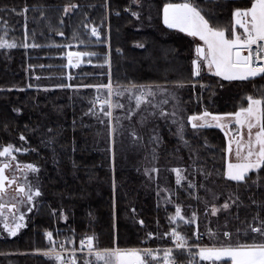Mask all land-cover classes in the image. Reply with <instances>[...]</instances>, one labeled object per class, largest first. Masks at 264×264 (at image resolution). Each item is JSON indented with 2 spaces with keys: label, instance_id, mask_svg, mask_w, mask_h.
<instances>
[{
  "label": "trees",
  "instance_id": "obj_1",
  "mask_svg": "<svg viewBox=\"0 0 264 264\" xmlns=\"http://www.w3.org/2000/svg\"><path fill=\"white\" fill-rule=\"evenodd\" d=\"M145 2L142 17L151 23L148 29L133 27L136 18L131 13L136 6L132 0H0V36L15 45L0 48V148L12 144L26 149L15 153L16 162L37 165L41 187L20 234L3 236L0 225V264H52L48 257L34 253L50 246L46 230L53 233L57 248L63 238L69 250L77 249L86 235L94 236L97 248L171 247L170 235L163 233L176 225L168 219L175 204L192 203L203 214V205L211 202L202 199L209 200L207 191L213 187L236 201L216 220L218 226L231 233L230 238L239 239L237 244L264 240V235L250 231L264 220V171H250L247 182L225 178L227 141L220 128L193 129L187 124L178 136L177 120L157 117L154 103L138 108L134 97L122 101L121 96L114 97L113 104L123 107H113L111 118L119 120L117 133H127V138L125 148L112 157L109 117L93 106L97 97L106 98L107 90L97 91L95 85L111 80L114 86L168 87L178 93L183 119L204 111L235 112L247 107L248 95L264 96V74L231 81L201 72L193 77L196 42L181 34L173 36L172 30L162 26V6L169 0ZM198 3L213 25L227 26L230 35L231 10L248 6L249 0ZM66 4L78 7L63 15ZM93 25L101 33L99 40L91 33ZM69 52L99 55L82 56L81 63L69 67ZM176 81L183 86L177 87ZM139 143L144 146L147 167L166 171L185 165L196 187L190 189L187 182L176 186L173 204L164 203L163 194L152 192L150 185L144 190L142 167L133 154ZM202 220L197 236L194 224L180 221L177 226L194 251L196 244L204 242L201 232L215 229ZM150 232L156 235L146 238ZM173 255L184 262L191 259L186 249L173 250ZM75 256L76 264L90 259L96 264L85 253Z\"/></svg>",
  "mask_w": 264,
  "mask_h": 264
},
{
  "label": "snow or ice",
  "instance_id": "obj_2",
  "mask_svg": "<svg viewBox=\"0 0 264 264\" xmlns=\"http://www.w3.org/2000/svg\"><path fill=\"white\" fill-rule=\"evenodd\" d=\"M107 2V0H106ZM141 0H136L137 4H140ZM78 5L66 4L64 5L63 15L70 14ZM15 11V9H13ZM24 11H27L25 7ZM133 16L139 18V12L133 11ZM43 15V13H41ZM162 20L163 24L169 29H178L183 33H187L191 37H198L202 43H196L195 53L196 56L191 60L192 76L198 77L202 66H207L209 72H215L217 76L223 77L229 81L235 79H248L249 77H255L258 74H264V63H255V61H264V0H249V4L246 7H234L231 10V26L230 35L227 34L229 29L227 26H215L211 22V19L207 16L206 11L198 3V0H182L179 3L165 2L162 6ZM63 21L61 20V23ZM237 26L243 29V33L237 31ZM87 27V25H85ZM91 33L93 36L100 39L101 33L96 26L91 27ZM64 35L63 32L59 33ZM257 45L255 57L253 59L252 46ZM14 43L6 40L3 36H0V48L2 47H14ZM27 47V45H25ZM141 48L143 44H139ZM247 49L248 55H243V51ZM69 65L73 64V57H75V63H81L82 56H98V53H83V52H69L68 54ZM91 63V60L88 61ZM105 63H109L107 60ZM177 87H182V81L175 82ZM63 87V85H60ZM68 87H73L68 85ZM81 87H87L81 85ZM97 91L107 90V96L101 100L96 98V102L99 103L100 109L103 115L109 117V134L112 136L113 144L115 143V135L118 131L117 124L119 120H113L112 109L113 107L122 108L121 104H113V98L118 96H124L125 93L135 98L137 107L139 108L143 103L148 102V98L156 94V89L160 88L159 85H136L129 84L127 87L120 85H113L111 80L105 85H95ZM167 92V89H160ZM107 105L108 110L104 111V107ZM93 111L92 108L89 109ZM172 116H176V112L172 113ZM234 119L235 124L240 128L235 132V136H239L240 139L236 141L235 159H228L223 170V176L231 181L247 182V174L250 170H262L264 171V96L254 97L253 95L247 96V107H240L235 112L226 113H211L204 111L199 114H193L187 117L188 122L191 123L193 129H199L207 126L210 122H215V125L219 128H224L225 124L222 121L231 122ZM201 121L203 123H201ZM177 122V121H174ZM104 123V121H101ZM178 128L181 136L184 132V125L182 120L179 122ZM247 128V136L243 135L240 129ZM227 135V132L225 133ZM132 136L136 137L137 133L132 132ZM21 139H24L21 134ZM232 139L229 140V153L232 152L231 148ZM27 151L26 149L16 148L12 144H7L0 148V157L5 160H16L15 153ZM10 167V163L0 162V193H3L7 185L16 183L18 185V196L15 198V202L0 203V225H2L3 231L7 232L10 236H15L21 228L26 227L25 213L20 211V206H27L29 204L35 207V199L41 195V189L39 186L33 187L28 180L29 172H37L39 169L37 165L27 163L23 165L22 172L24 175V182H20L15 176L9 178L5 175V170ZM17 168H21L20 164H17ZM177 175L176 183L179 185L183 177L181 176V170L179 168L174 169ZM7 181V185L6 182ZM188 187L194 188L196 184L189 180ZM204 187V185H201ZM167 191V190H166ZM159 194V193H158ZM215 199V195L213 197ZM2 199V196H0ZM239 198L237 197V200ZM168 202V198L165 199ZM207 203V202H206ZM235 200L230 198L225 200L222 205L215 203L210 205L212 214H216L220 208L229 209ZM32 207H28V211H32ZM56 210H53L55 214ZM206 213L208 209H205ZM18 213V214H17ZM191 217L194 219L197 217L196 212H192ZM170 223H176L177 226L180 221L185 223H192V219H186L182 214V208L180 204L175 205V212L168 217ZM144 221L141 220L140 224ZM250 231L253 233H260L264 235V220L260 221V226H252ZM155 233H148L146 238H150ZM171 237L174 242L171 247H130L121 248L119 246L108 248L94 247V236L86 235L80 240L81 249L85 248L88 251L89 257H94L96 264H176L175 257L173 255V249L183 251L188 250L191 259L186 261V264H198L196 257H199L202 261H211L212 264H216L223 257L231 259L232 264H264V240L259 242L244 243L233 245L231 243L221 244L219 246H201L195 245V249L189 243V238L177 230V227H171L170 233L164 232L163 236ZM197 235H199L197 233ZM44 236L47 238L49 247L45 249H36L35 251L42 253L45 257H48L52 264H76L75 249L69 250L64 243L59 245L57 249L56 241L53 239V233L51 231H45ZM224 237H231V233L225 231ZM67 240V238H65ZM69 251L71 254L69 255ZM85 264H91V259L86 261Z\"/></svg>",
  "mask_w": 264,
  "mask_h": 264
},
{
  "label": "rangeland",
  "instance_id": "obj_3",
  "mask_svg": "<svg viewBox=\"0 0 264 264\" xmlns=\"http://www.w3.org/2000/svg\"><path fill=\"white\" fill-rule=\"evenodd\" d=\"M145 1L146 0H141L140 4H137L136 0H132L133 5L136 6L135 7L136 9L134 11L139 12V14H140L139 18L135 17L136 18V23L133 26V27H135V29H148V28H151V23L149 22V20L146 19V20H148V21H146L142 17V14H143L142 9H143V4L146 3ZM161 24H162V26L164 28L169 29L166 25L163 24L162 15H161ZM170 30H172V32H173L172 35L173 36L174 35H180V34L184 35V36H189V35H187V33H183V32H181L178 29H170ZM197 40H198L199 43H202L201 41H199L198 37H197ZM245 50H247V49H245ZM74 60H75V57H73V62H74ZM200 72L201 73H209V74H213V75L215 74V72H209L207 70V66L206 65L202 66ZM160 89H167V92L161 91ZM129 96H130L129 94H125L124 96H121L120 99L122 101V100L127 99ZM179 99L180 98L178 96V93L176 91H174L173 89H168V87H160V88L156 89V94L154 96L149 97L148 98V102L147 103H143L142 105L143 106H147L149 104H153L154 103L153 105L156 106V110L158 111L157 117H160V118H165L166 116H172V113L175 111L176 112V116L174 117V119L177 120L176 125H175V133H176V135L181 136V134H179V132H178V128L180 127V123L179 122L182 120L183 125H184V132L186 130L187 124L189 126H191V123L188 122L186 117H185V119H183L184 118V114H183L182 109L180 107V100ZM166 105H167L166 109H163V107H165ZM93 106H94V108L100 109L99 103L95 102V103H93ZM140 111H142V109ZM140 111H138V112H140ZM211 113H213V112H211ZM222 122L225 124V127L224 128H220V129L224 132V134L227 132V135L225 134L226 140H227V147H226V161H227L228 159H235L236 141L239 140L240 137L233 135V133H235L237 131V129L240 128V126L235 124L234 119L231 122H229L227 120L222 121ZM201 123H203V122L201 121ZM231 123L234 125L232 127L233 128L232 131L229 129V125ZM204 127H217V126L215 125V122H210L207 126H204ZM235 127H236V129H235ZM136 131H138V129H136ZM240 131L243 133V135L246 138V136H247V128L245 127L243 129H240ZM128 134H129V132H128ZM126 138H127V133H124V132L117 133L115 135V143L113 144V142H112L113 138L111 136V155H112V157H113V155H115V153H116V155L120 154V149L122 150V147L125 148V145H124L123 141ZM230 138L232 139V144H231L232 152L231 153H229V151H228ZM139 142H141V141L139 140ZM139 144L140 145L137 146L135 148V150L133 151V154L138 159V161H137L139 163L138 165H141V167H142L141 172L143 174V178L145 179L144 190H147V188L150 185V186H152L151 187V191L152 192H154L156 194L159 193L158 195L163 194L162 201L164 203H166L165 202L166 198H168V202L167 203H169V202L172 203L171 200L173 198V189H175L176 186H181L182 187L184 182L188 183L189 180L193 181V179L190 177V172H189L190 168L186 167L185 165L184 166L175 165V166H172V168L166 169V171H159L160 168H157V167L149 168L145 164L146 163V155H145V151H144V146L142 147V144L141 143H139ZM1 162L10 163V167L11 168H10L9 172L6 171L7 175L10 173L13 176H15L18 181L24 182V175H23V172H22V168H23L24 164L18 163V162H16V160H11L10 158H9V160H5L3 157H2ZM17 164H20L21 168H17ZM176 168H179L181 170V176L183 177V179L181 180V183L179 185L176 183L177 175H176V172L174 171V169H176ZM250 171H252V170H250ZM9 178H11V177H9ZM28 180L31 182L33 187H36V186L40 187V185H39V172L38 171L37 172H29L28 173ZM170 181H171V183H169ZM40 189H41V187H40ZM207 193H208V197H209L208 199L209 200L201 198L202 200H204L203 202H211V204L215 203V204H217L219 206V205H222L224 203V201L229 199V198L231 200H233V198L229 194H227L226 192H223V191H221V190H219V189H217L215 187H213L211 189H208ZM214 195H215V199L213 198ZM0 196H2V199H0V203H10V202L14 203L15 202V198L18 196L17 187H13V188H11L9 190H6L4 193L0 194ZM37 198H36V200H37ZM206 205H203V206H205L206 208L207 207H209V208H207L208 209L207 213H206L205 210L203 211V214H207L205 221L202 220L203 219V217H202L203 214H200L197 211L199 208H193L192 207V203L188 204L186 207L181 205L182 214L186 217V219H192V223L191 224L195 225L194 235H196L198 233L197 225H198L199 222H201V220H202V222H206L207 225L214 224L216 226V224H217L216 220H218L219 217L224 212H226L227 210H229L233 206L232 205L229 209L220 208L219 211L216 214H212L210 205H208V206H206ZM28 207H32V205L29 204L27 206H24V205L20 206V211H23L25 213V221H24V223L26 222V216L29 213ZM174 212H175V210H174ZM192 212H196L197 213V217L194 218V219L191 217ZM182 222H184V221H182ZM173 224H176V223H173ZM215 226H214L215 229L206 228L204 231L201 232L205 236L204 242L200 241L201 239L200 240L198 239L200 242H202L201 246H219V245L225 244V243H231L233 245L234 244L236 245L240 241L239 239L237 240L236 238H234V236L232 238H230V239L228 237H224L223 236L224 228L218 226V224H217V227H215ZM175 227H177V224L175 225ZM21 229L15 236L20 234ZM218 230H219V232H218ZM219 235H220V237H219ZM3 236H10V235H8L7 232H5V234ZM10 237H13V236H10ZM199 237H201V235L198 236L197 238H199ZM186 251H187V249H186ZM34 253L42 254V253L37 252V251L34 252ZM85 254L89 255L88 253H85ZM199 259H200L199 257H196V261L198 262V264H212L211 261H202V260H199ZM226 259L230 260V263H223V260H226ZM83 264H85V263H83ZM216 264H232V262H231L230 258L223 257L220 261H217Z\"/></svg>",
  "mask_w": 264,
  "mask_h": 264
},
{
  "label": "built area",
  "instance_id": "obj_4",
  "mask_svg": "<svg viewBox=\"0 0 264 264\" xmlns=\"http://www.w3.org/2000/svg\"><path fill=\"white\" fill-rule=\"evenodd\" d=\"M259 43L264 44V42H259ZM256 48H257V45H253V46H252L253 59H254V57H255ZM245 52H246L245 54L248 55V50H245ZM254 62H255V63H264V61H255V59H254ZM82 238H84V237H81V238L79 239V242H80V240H81ZM170 239H171V237H170ZM198 239L200 240L201 237H199ZM79 242H78V247H77V249H75V254H78V253H88V251L86 250V248H85L84 251H80V249H81V245H80ZM171 242H172V244L174 243L172 240H171ZM61 243H64V244H65V240H64L63 238L60 240L57 249H59V245H60ZM194 248H195V247H194ZM173 250H178V249H173ZM184 250H185V249H184ZM68 254L70 255L71 252L69 251ZM175 260H176V264H186V262H184V261H182V260H178V259H176V258H175ZM199 260H200V259H199Z\"/></svg>",
  "mask_w": 264,
  "mask_h": 264
},
{
  "label": "crops",
  "instance_id": "obj_5",
  "mask_svg": "<svg viewBox=\"0 0 264 264\" xmlns=\"http://www.w3.org/2000/svg\"><path fill=\"white\" fill-rule=\"evenodd\" d=\"M237 31L239 32V33H243V29H241V28H239V26H237ZM188 35V34H187ZM190 39H192L194 42H196V43H199L198 42V40H197V37L196 38H193V37H191V36H188ZM246 52L245 51H243V55H246L245 54ZM81 59V58H80ZM67 65L69 66V67H76L77 66V64L75 63V60H74V62H73V65H69V63H68V57H67ZM206 74H209V73H206ZM214 75H216V74H214ZM217 76V75H216ZM217 77H219L220 79H222V80H227V79H225V78H223V77H220V76H217ZM249 78H253V77H249ZM248 78V79H249ZM235 80H241V79H235ZM227 81H229V80H227ZM234 125L231 123L230 125H229V129L232 131L233 130V127ZM235 129H236V127H235ZM234 129V130H235ZM236 131V130H235ZM235 133H233V135H234ZM227 141V140H226Z\"/></svg>",
  "mask_w": 264,
  "mask_h": 264
},
{
  "label": "flooded vegetation",
  "instance_id": "obj_6",
  "mask_svg": "<svg viewBox=\"0 0 264 264\" xmlns=\"http://www.w3.org/2000/svg\"><path fill=\"white\" fill-rule=\"evenodd\" d=\"M11 166H12V165H11ZM10 168H11V167L7 168V169L5 170V173H6V171L9 172V171H10ZM6 175H7V174H6ZM7 176H8V177H13V175L10 174V173H9ZM6 184H7V183H6ZM13 187H18V185H17L16 183H13V184H11V185H8V186L6 187V190H9V189H11V188H13ZM6 190H5V191H6Z\"/></svg>",
  "mask_w": 264,
  "mask_h": 264
},
{
  "label": "water",
  "instance_id": "obj_7",
  "mask_svg": "<svg viewBox=\"0 0 264 264\" xmlns=\"http://www.w3.org/2000/svg\"><path fill=\"white\" fill-rule=\"evenodd\" d=\"M5 175H6V173H5ZM7 176V175H6ZM5 183H7V181L5 182ZM7 185V184H6ZM8 186V185H7ZM5 190H6V188L4 189V191H3V193L5 192ZM0 194H2V193H0Z\"/></svg>",
  "mask_w": 264,
  "mask_h": 264
}]
</instances>
